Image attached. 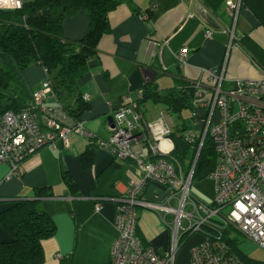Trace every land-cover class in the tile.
I'll list each match as a JSON object with an SVG mask.
<instances>
[{"label": "crops", "instance_id": "0c3cea01", "mask_svg": "<svg viewBox=\"0 0 264 264\" xmlns=\"http://www.w3.org/2000/svg\"><path fill=\"white\" fill-rule=\"evenodd\" d=\"M227 1L223 0L215 16L208 13L214 25L197 13V7L206 10L198 0H130L118 6L109 14L110 31L101 38L88 72L77 82L79 92L89 103V111L80 122L94 134L95 141L84 134L72 133L69 147L62 142H57L55 147H43L9 180L6 177L10 165L0 164V213L10 201L29 199L35 190L47 189L54 193V197L42 203L56 226L54 237L44 242V264H59L67 256H72V264H110L113 259V245L118 235V199L127 196L130 182L139 184L144 180V171L134 160H116L112 151L97 145V140H109L108 128L126 97L138 101L140 91L147 89L151 81H156L162 93L200 79L207 86L204 71L220 70L225 62V91L238 80L264 79V72L235 44L226 59L232 29L236 37L248 34L264 49V28L258 26L253 13L242 6L235 22ZM207 31H212V35L207 37ZM153 42L158 45L154 46ZM183 49L187 56L186 64L181 66L176 56ZM26 77L34 90H40L47 73L35 65L26 70ZM47 103L57 105L54 98H48ZM137 111L148 122L154 123L163 115L172 127L177 125L170 118L174 115L161 104L148 101ZM167 145V141L160 142L162 148ZM93 146L96 147L94 163L85 168L82 154ZM144 152L149 154L147 149ZM64 172L75 184V192L66 187ZM201 184L197 188L204 201L212 202L214 188L208 193L202 190ZM166 195V189L157 183L151 182L142 190V197L148 200L162 202ZM98 203L102 209L96 212ZM163 218L161 213L137 209V237L161 253L171 248L175 219L171 215L166 221ZM184 220L180 222V242L188 227ZM10 238L0 227V241ZM203 239L202 233H191L180 244L174 264H189L191 248Z\"/></svg>", "mask_w": 264, "mask_h": 264}, {"label": "built area", "instance_id": "2783aa9c", "mask_svg": "<svg viewBox=\"0 0 264 264\" xmlns=\"http://www.w3.org/2000/svg\"><path fill=\"white\" fill-rule=\"evenodd\" d=\"M23 3L24 0H0V9H20ZM227 6L236 22L241 0H228ZM211 35L212 31L206 32L207 37ZM235 38L232 29L226 59ZM152 44L158 45L157 42ZM186 56L185 49L180 51L176 56L178 64L184 66ZM226 66L225 62L220 70L204 71L207 86L202 79L194 82L197 100L193 118L200 132L189 130L185 133V139L190 142L201 138L200 149L208 134L213 140L218 159L209 176L214 181L212 202L191 195L193 169L185 174L180 164L167 159L173 149L169 138L173 129L165 116L161 115L154 123L148 122L137 111V101L126 97L108 128L109 140H97V145L112 151L116 160H134L144 171V180L139 184L130 182L127 196L118 199V235L110 264H174L183 219L188 222L185 233L199 232L204 237L191 248L189 264H240L223 240L226 229H232L264 250V79L238 80L234 87L225 91ZM142 94L143 90L138 97ZM49 96L54 97V94L45 79L28 108L3 116L0 164H8L11 168L6 179L18 173L19 167L43 147H55L57 142L69 147L72 133L84 134L95 141L94 134L85 129L84 123L70 126L61 107L45 104ZM161 141H167L168 145L162 148ZM144 148L149 154H143ZM151 182L166 189L167 195L162 202L142 197L143 187L145 191ZM138 208L161 213L164 221L168 215L175 218L169 251L161 253L142 244L136 235ZM101 209L102 204L98 203L96 212Z\"/></svg>", "mask_w": 264, "mask_h": 264}, {"label": "trees", "instance_id": "16d2710c", "mask_svg": "<svg viewBox=\"0 0 264 264\" xmlns=\"http://www.w3.org/2000/svg\"><path fill=\"white\" fill-rule=\"evenodd\" d=\"M198 1L213 16L223 4V0ZM129 2L24 0L20 9H0V122L7 112H19L31 105L38 90L30 85L26 70L38 65L46 70V80L54 94V97L48 98L57 102V105H49L47 98L45 104L61 107L69 125L76 126L89 111V103L79 92L77 82L88 72L101 38L110 31L109 14ZM242 6L247 7L258 21V26L264 28V0H241ZM81 11L90 15L92 30L83 41L76 43L64 37V23ZM234 44L242 48L252 63L264 72V49L261 46L248 34L236 37ZM196 93L194 82L162 93L156 81H151L137 103L139 107L148 101L161 104L171 115L181 117L185 109L195 110ZM172 129L169 138L173 149L167 159L180 164L184 173L189 174L200 150L191 186L193 182L208 178L218 159L210 135L206 136L200 149L201 138L193 142L185 139L188 129L185 121ZM95 146L82 154L85 168L94 163ZM63 180L69 190L76 191L67 172H64ZM51 197H54L51 190H35L29 199L10 201V205L0 213V227L11 236L6 241H0V264L45 263L44 242L54 237L56 226L42 203ZM237 235L232 229L223 231V240L229 245L230 254L240 264H261L239 248ZM190 236L191 232L184 233L180 244ZM59 264H72V256L62 258Z\"/></svg>", "mask_w": 264, "mask_h": 264}, {"label": "rangeland", "instance_id": "374dc122", "mask_svg": "<svg viewBox=\"0 0 264 264\" xmlns=\"http://www.w3.org/2000/svg\"><path fill=\"white\" fill-rule=\"evenodd\" d=\"M172 122H174L175 124H182L183 121L186 122V124L188 125V129L187 131L189 130H194L196 133H199L200 132V129L199 127H196L194 125V118H193V111L190 110V109H185L182 114H181V117L175 115V116H172L170 117ZM157 119V118H155ZM175 166L177 167L178 169V165L175 164ZM201 182L202 184V190H207L208 193H210L211 191H213V188H214V181L208 177L202 181H196V182H193L192 186H191V195L194 196L196 199H201V200H204L203 198V195L198 191L199 189L197 188V184ZM175 204V202H174ZM229 209V208H228ZM227 209V210H228ZM188 210V208H187ZM185 221V220H184ZM183 221V226L186 224L185 222ZM187 222V221H186ZM237 239L239 240V248L241 250H243L246 254H249V256L256 260L257 262H262L261 264H264V250L262 248L259 247V245L253 241H250L248 239H245L242 235L238 234L237 235Z\"/></svg>", "mask_w": 264, "mask_h": 264}, {"label": "water", "instance_id": "95a60500", "mask_svg": "<svg viewBox=\"0 0 264 264\" xmlns=\"http://www.w3.org/2000/svg\"><path fill=\"white\" fill-rule=\"evenodd\" d=\"M197 13L209 24L214 25L208 13L203 10L201 7L196 8ZM92 30V20L90 15L81 11L75 17L68 18L64 23V37L72 42H81L83 41L88 33ZM197 154L196 160L193 165V171L198 159ZM15 200V199H14Z\"/></svg>", "mask_w": 264, "mask_h": 264}]
</instances>
